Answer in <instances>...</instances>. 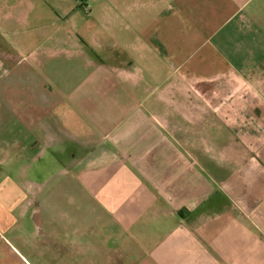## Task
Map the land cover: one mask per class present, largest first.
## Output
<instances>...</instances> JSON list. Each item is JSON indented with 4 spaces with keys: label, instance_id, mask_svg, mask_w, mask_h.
Masks as SVG:
<instances>
[{
    "label": "crops",
    "instance_id": "crops-1",
    "mask_svg": "<svg viewBox=\"0 0 264 264\" xmlns=\"http://www.w3.org/2000/svg\"><path fill=\"white\" fill-rule=\"evenodd\" d=\"M0 264H264V0H0Z\"/></svg>",
    "mask_w": 264,
    "mask_h": 264
},
{
    "label": "rangeland",
    "instance_id": "rangeland-1",
    "mask_svg": "<svg viewBox=\"0 0 264 264\" xmlns=\"http://www.w3.org/2000/svg\"><path fill=\"white\" fill-rule=\"evenodd\" d=\"M44 17L39 16L36 17L33 14L29 15V18L26 20H12L9 24V27L7 26L6 31H9V36L12 39V42L19 41L20 39H25L24 44L29 46L31 49L33 46L38 45L39 43L43 44H50L47 42V37L45 36V32L47 30L51 31V29L55 26L57 23V20L54 19H43ZM68 22L66 21L64 25L63 31H66L64 35H60L62 38L61 41L55 42L56 46V55L59 57V60L57 63H55L53 66L54 67H47L48 69H42L43 74L45 77L47 76H58L60 78H71V77H76L80 76L82 73H84V68L81 66L77 65H72V60H69L71 56L74 55V52H72L71 44L72 42L68 40L69 38V33H68ZM70 32V31H69ZM62 51H59L60 48H62ZM33 69H29V71H32ZM97 70V69H95ZM60 87H66V84H61ZM111 100H108L107 102H110ZM93 109L92 112L96 113V115H92V119L98 116V113L103 111V109L100 108H105L107 106L100 105V101L95 98V95L92 93V97L90 100ZM208 140L210 141L209 143L212 144L211 147L215 148L218 150V143L217 141H214L212 138H210L211 133L209 135H205ZM221 143V142H220ZM217 147V148H216ZM36 163L33 164H27V167L29 168L27 174L29 175L27 180L21 181L23 184H27V182L30 183L29 187L32 189L38 188V185L41 186L42 183H45L46 176L48 174H51V169H48L47 164H38V167H42V170L36 171L37 168ZM22 166V164H21ZM67 166L66 159L64 157H61L60 164L58 165L59 168ZM35 167V168H34ZM21 168V167H20ZM53 169L55 172L56 165H53ZM50 172V173H48Z\"/></svg>",
    "mask_w": 264,
    "mask_h": 264
}]
</instances>
